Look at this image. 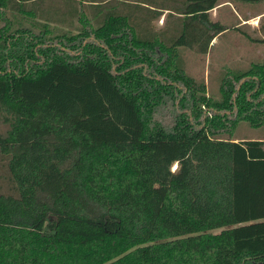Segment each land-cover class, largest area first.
<instances>
[{
    "label": "trees",
    "instance_id": "trees-1",
    "mask_svg": "<svg viewBox=\"0 0 264 264\" xmlns=\"http://www.w3.org/2000/svg\"><path fill=\"white\" fill-rule=\"evenodd\" d=\"M78 1L100 26L0 32V264H264V141L231 139L264 124V63L212 99L178 49L228 30L219 0Z\"/></svg>",
    "mask_w": 264,
    "mask_h": 264
},
{
    "label": "rangeland",
    "instance_id": "rangeland-1",
    "mask_svg": "<svg viewBox=\"0 0 264 264\" xmlns=\"http://www.w3.org/2000/svg\"><path fill=\"white\" fill-rule=\"evenodd\" d=\"M108 0L104 3L105 10L117 5L123 1ZM133 0H125L117 11L126 14L130 10V5ZM31 4L32 16L30 20L21 19L15 20L14 31L19 30L22 26L25 29L39 32L44 25L54 35L69 33L75 35L82 32L84 27H81L79 22H76L78 16L87 17L89 27L92 29L100 26L90 18L91 9L85 3L82 4L78 0H34ZM76 13L77 17L71 22L68 21L63 25L59 24H43L38 21L36 15L39 11L40 15H47L49 17H57L60 10H71ZM36 7V8H35ZM107 7V8H106ZM45 8V9H44ZM144 8V7H142ZM138 10V9H136ZM141 13L140 17L147 18L146 11H135L134 16ZM167 11L162 13L158 21L150 22V35L153 33L159 34L160 32L170 31L173 28L175 19L165 16ZM212 21H218L228 30L221 33L216 37L215 44L209 46L206 54H198L195 50L188 49L187 47L179 48V52L184 62L185 72L195 79L197 82H204L206 86L207 96L212 99H219V85L221 78L226 72H236L247 70L251 64L264 63V1L258 3H238L229 0H219L217 8L213 9L209 14ZM35 17V18H32ZM50 19H48L49 21ZM166 20V21H165ZM71 23V25H67ZM136 32H138L136 30ZM152 33V34H151ZM175 37L177 36L174 35ZM4 125L0 126V131L4 129ZM232 140L245 141V140H262L264 141V124L260 128H251L247 123L242 122L235 130ZM175 166L173 167V170ZM9 181L7 163L0 157V194L8 195L12 193V187Z\"/></svg>",
    "mask_w": 264,
    "mask_h": 264
},
{
    "label": "crops",
    "instance_id": "crops-1",
    "mask_svg": "<svg viewBox=\"0 0 264 264\" xmlns=\"http://www.w3.org/2000/svg\"><path fill=\"white\" fill-rule=\"evenodd\" d=\"M3 4L0 7V32H13L14 31V26H15V20H19V23L21 19L23 20H30L32 16V11L31 10V4H33V1H21V6L18 7V9H14V1L13 0H1ZM85 5V3H83ZM87 4V3H86ZM88 5V4H87ZM72 7V6H70ZM36 8V7H35ZM45 9V8H44ZM75 9L74 7L71 8V10H67L66 12L63 10H60V13L57 17H49L47 15H40L39 11L36 12V18H38L43 24H59L63 25L64 23L68 21H72L70 19H74L77 17L76 13L73 11ZM90 12V18L95 21L94 19L96 18L94 15V12L91 10ZM81 17L78 16V19L76 22H79L81 24V27L84 28H89V21L86 16L81 15ZM35 18V17H32ZM48 19H50L48 21ZM71 25V23L67 24ZM23 28V26H22ZM21 29V27H19ZM216 38L213 39L211 42L210 46L212 44H215Z\"/></svg>",
    "mask_w": 264,
    "mask_h": 264
}]
</instances>
